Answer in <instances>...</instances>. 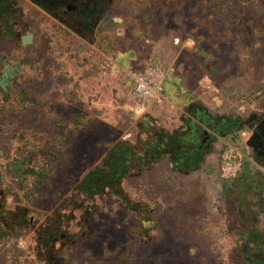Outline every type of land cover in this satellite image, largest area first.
I'll list each match as a JSON object with an SVG mask.
<instances>
[{"label": "rangeland", "instance_id": "rangeland-1", "mask_svg": "<svg viewBox=\"0 0 264 264\" xmlns=\"http://www.w3.org/2000/svg\"><path fill=\"white\" fill-rule=\"evenodd\" d=\"M128 48L145 66L165 50L204 79L209 127L234 123L206 133L211 177L177 175L143 131L130 72L111 78ZM128 146L117 187L76 188ZM251 231L264 239V0H0V264H253Z\"/></svg>", "mask_w": 264, "mask_h": 264}, {"label": "crops", "instance_id": "crops-1", "mask_svg": "<svg viewBox=\"0 0 264 264\" xmlns=\"http://www.w3.org/2000/svg\"><path fill=\"white\" fill-rule=\"evenodd\" d=\"M124 52H129L131 55L128 67L116 61V56ZM142 55L141 49L136 48H128L116 53L111 60V78L116 81L121 73L145 70L147 65L140 61ZM166 55L167 52L164 50V53L159 54V58L153 59L151 63L155 69L168 68V74L156 77L158 85L156 94L151 100L143 103L140 123L145 132L157 131L158 145L161 148H168L171 152L172 158L169 160L173 162L172 168L177 175L190 172L195 173L198 179L202 180L205 175L211 177L207 174L209 169L206 166L211 160L209 149L212 148V143L206 133L208 131L216 135L213 130L221 129L223 126L227 129L229 125H224L223 120L229 119L218 112L219 121L211 127L213 130L209 127L211 112L206 110L202 94L197 90L199 84L205 87L202 82L204 79L192 80V77L185 76L175 69L172 70V67H169L171 58ZM182 151L184 153H181ZM243 174L244 170L240 178ZM201 184L203 185V182Z\"/></svg>", "mask_w": 264, "mask_h": 264}, {"label": "trees", "instance_id": "trees-1", "mask_svg": "<svg viewBox=\"0 0 264 264\" xmlns=\"http://www.w3.org/2000/svg\"><path fill=\"white\" fill-rule=\"evenodd\" d=\"M234 123L225 121L224 125H229L232 126ZM126 146V145H124ZM130 146L127 148L125 147V152H124V157H128L127 152L129 153V157H131V149H128ZM181 153H184L182 151ZM127 154V155H126ZM121 156H119L115 160H109L107 163H103L101 168L96 169L95 171L97 172L98 175L87 174L77 185L76 188L80 191L83 192H88L90 194H96V193H103L106 189H113L117 187L120 183L121 178L124 176L126 172V166H127V158L126 159H121ZM146 158V156H144ZM178 158H180L178 156ZM148 161V158H146ZM182 165V163H180ZM96 176V177H95ZM94 178V179H93ZM249 241L253 244L252 247H248L246 249L243 248V254L245 257L251 252L255 254L254 256H259L260 253L263 254V252L260 249L261 243L264 242V239L262 236H259L255 231L250 232L248 234ZM252 263H257V264H264V259H254L251 258Z\"/></svg>", "mask_w": 264, "mask_h": 264}, {"label": "built area", "instance_id": "built-area-1", "mask_svg": "<svg viewBox=\"0 0 264 264\" xmlns=\"http://www.w3.org/2000/svg\"><path fill=\"white\" fill-rule=\"evenodd\" d=\"M168 71L161 67L155 69L154 66L148 65L145 70H131V94L139 102L146 103L151 100L157 91L158 85L156 77L167 76ZM243 165L242 154L239 149L231 148L226 149L221 157L220 171L221 176L226 179L236 178Z\"/></svg>", "mask_w": 264, "mask_h": 264}, {"label": "water", "instance_id": "water-1", "mask_svg": "<svg viewBox=\"0 0 264 264\" xmlns=\"http://www.w3.org/2000/svg\"><path fill=\"white\" fill-rule=\"evenodd\" d=\"M29 37H30L29 35H27L26 37H24V42H23V43H25V44H26V43H29V42H30V41H29ZM27 40H28V41H27Z\"/></svg>", "mask_w": 264, "mask_h": 264}, {"label": "flooded vegetation", "instance_id": "flooded-vegetation-1", "mask_svg": "<svg viewBox=\"0 0 264 264\" xmlns=\"http://www.w3.org/2000/svg\"><path fill=\"white\" fill-rule=\"evenodd\" d=\"M28 41V40H27Z\"/></svg>", "mask_w": 264, "mask_h": 264}]
</instances>
